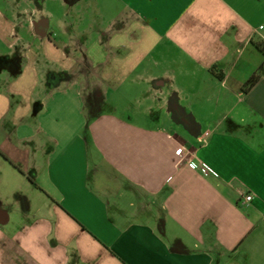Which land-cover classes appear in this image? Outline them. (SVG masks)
I'll list each match as a JSON object with an SVG mask.
<instances>
[{
  "label": "crops",
  "instance_id": "0c3cea01",
  "mask_svg": "<svg viewBox=\"0 0 264 264\" xmlns=\"http://www.w3.org/2000/svg\"><path fill=\"white\" fill-rule=\"evenodd\" d=\"M260 44L264 0H0V264H264Z\"/></svg>",
  "mask_w": 264,
  "mask_h": 264
},
{
  "label": "rangeland",
  "instance_id": "374dc122",
  "mask_svg": "<svg viewBox=\"0 0 264 264\" xmlns=\"http://www.w3.org/2000/svg\"><path fill=\"white\" fill-rule=\"evenodd\" d=\"M16 177V178H15ZM18 173L17 172H14V171H8L5 175H4V186H5V191L8 190V198H11L13 196V193H12V189L13 186L15 187V185H20V181L17 180L18 178ZM8 186V188H7Z\"/></svg>",
  "mask_w": 264,
  "mask_h": 264
},
{
  "label": "built area",
  "instance_id": "2783aa9c",
  "mask_svg": "<svg viewBox=\"0 0 264 264\" xmlns=\"http://www.w3.org/2000/svg\"><path fill=\"white\" fill-rule=\"evenodd\" d=\"M176 153L180 157H184L185 158L187 156V152H186V149L184 147L178 148L176 150ZM189 164H190V167L193 168V169H197V168L200 167V165L198 163H196V162H192L191 161ZM202 170L205 173H209L210 172L209 168L207 166H205V165L202 167ZM252 200H253V195H251V194H246L245 195V201L250 202Z\"/></svg>",
  "mask_w": 264,
  "mask_h": 264
},
{
  "label": "trees",
  "instance_id": "16d2710c",
  "mask_svg": "<svg viewBox=\"0 0 264 264\" xmlns=\"http://www.w3.org/2000/svg\"><path fill=\"white\" fill-rule=\"evenodd\" d=\"M259 48L264 52V44H260V45H259ZM256 79H257L256 76L251 77V78L247 81L246 85H247L248 87H249V86H252V85L256 82Z\"/></svg>",
  "mask_w": 264,
  "mask_h": 264
}]
</instances>
